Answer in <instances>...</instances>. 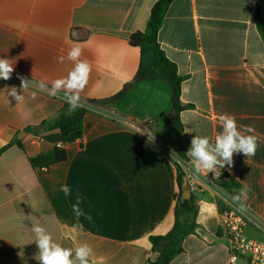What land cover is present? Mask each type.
<instances>
[{"label":"crops","instance_id":"1","mask_svg":"<svg viewBox=\"0 0 264 264\" xmlns=\"http://www.w3.org/2000/svg\"><path fill=\"white\" fill-rule=\"evenodd\" d=\"M155 1L0 0V59L14 67L10 79H0V150L10 144L0 152V264H39L35 224L64 247L87 243L97 264L155 259L149 238L171 230L180 198L171 89L162 80H134L140 51L130 36L145 31ZM255 1L172 0L157 42L183 78L184 159L190 160L186 153L195 135L214 141L222 131L221 114L255 129L256 154H234L224 173L232 185L226 190H246L240 200L264 225V41L255 25ZM73 44L92 66L81 93L87 110L82 137L65 145V161L33 168L28 158L62 145L59 130L49 124L68 103L33 86L22 90L19 77L38 83L67 75L72 62L57 58ZM12 87L22 103L8 95ZM39 125L44 129L34 131ZM65 184L68 196L60 190ZM191 191L195 227L169 264H244L230 260L212 188ZM78 197L91 221L76 219L72 205ZM243 231L264 243V230L247 224Z\"/></svg>","mask_w":264,"mask_h":264},{"label":"clouds","instance_id":"2","mask_svg":"<svg viewBox=\"0 0 264 264\" xmlns=\"http://www.w3.org/2000/svg\"><path fill=\"white\" fill-rule=\"evenodd\" d=\"M82 49L79 44H73L67 56L58 57V62L63 63L65 59L72 62V68L67 75L52 79L51 81L41 80L38 83L19 77L22 90L29 86L36 87L52 97L63 99L69 105V112H74L79 107H84L81 100V93L89 83L92 66L87 59H81ZM14 71L12 60L0 59V79L8 80ZM50 84V86H49ZM9 96L14 97L17 104L22 103L24 97L18 94V89H9ZM35 95V93H34ZM222 131L218 132L214 141L208 136L195 135L190 142V148L186 155L190 158L195 172L217 173L218 169H223L226 165L231 167L234 154L242 153L246 158L256 154L258 147V137L253 134L255 129L252 126H239L233 115L224 113L218 118ZM185 129V132H188ZM221 174V173H220ZM60 190L65 196L70 195L68 185H62ZM246 190H242L243 192ZM240 197L237 196L236 199ZM72 211L77 220L81 216L91 221L92 217L86 215L80 208L79 197L72 205ZM34 242L38 247V254L35 259L39 264H97L92 248L83 243L75 248H67L56 242L52 234L40 224L32 225Z\"/></svg>","mask_w":264,"mask_h":264},{"label":"trees","instance_id":"3","mask_svg":"<svg viewBox=\"0 0 264 264\" xmlns=\"http://www.w3.org/2000/svg\"><path fill=\"white\" fill-rule=\"evenodd\" d=\"M171 2L172 0H156L151 7L145 31L133 33L130 36V43L133 46L138 47L140 51V63L134 80H162L166 82L171 89L173 114L172 146L179 158L184 159L182 150L179 146V136L181 132L179 113L188 107L187 105L182 104L180 100V87L183 78L177 74L176 66L167 59L157 42V32L161 26L163 16ZM262 4H264V0L255 1L254 19L260 37L262 41H264V16L260 14ZM128 87L129 85H126L125 89ZM125 89L116 94L115 98L121 97L124 94ZM86 112L87 110L83 107L77 108L74 112H69V106L64 105L56 118L51 124H49V128L59 130L62 145L55 146L47 152L28 158L30 165L33 168L43 169L65 161L67 157L65 145L71 144L82 137V118ZM16 144L21 147L18 141ZM7 146L2 148L0 152H2ZM176 167L177 184L181 194L180 186L184 174L177 164ZM220 185L228 190L232 187L227 181L221 182ZM195 216L196 205L193 193L190 194L189 199L185 204H182L180 198H178L174 210V224L171 230L164 235L151 236L149 238L151 250L156 254L155 259L150 262L151 264H169L174 256L183 252L181 240L185 235L193 232L195 227Z\"/></svg>","mask_w":264,"mask_h":264},{"label":"built area","instance_id":"4","mask_svg":"<svg viewBox=\"0 0 264 264\" xmlns=\"http://www.w3.org/2000/svg\"><path fill=\"white\" fill-rule=\"evenodd\" d=\"M175 162L187 179L191 190L203 186L212 188L219 209V227L226 236L231 262L242 259L244 264H264V243L246 237L243 231L247 224H253L262 230L264 225L255 220L240 198L236 199L237 196L242 195V192L237 190L232 194L220 185L221 182L227 181L225 168L218 169L216 174L208 172L205 175L195 172L190 160L178 158Z\"/></svg>","mask_w":264,"mask_h":264},{"label":"water","instance_id":"5","mask_svg":"<svg viewBox=\"0 0 264 264\" xmlns=\"http://www.w3.org/2000/svg\"><path fill=\"white\" fill-rule=\"evenodd\" d=\"M44 129V126L43 125H39V126H36L33 128L34 131L36 132H39L41 130ZM180 191H181V194H180V202L182 204H185L187 202V200L189 199V196L191 194V189H190V186L187 182V179L184 177L183 178V181H182V184L180 186Z\"/></svg>","mask_w":264,"mask_h":264}]
</instances>
